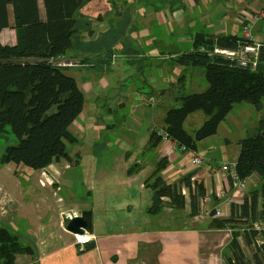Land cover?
<instances>
[{
  "label": "trees",
  "instance_id": "obj_1",
  "mask_svg": "<svg viewBox=\"0 0 264 264\" xmlns=\"http://www.w3.org/2000/svg\"><path fill=\"white\" fill-rule=\"evenodd\" d=\"M87 1L92 0H0V32L13 27L17 35L14 44L0 41V138L6 136L10 127L19 140L17 145L6 147L0 162L41 169L60 158H67L72 164L78 161L80 153L70 156L69 145L78 140L71 126L83 112L85 91L66 72L67 66H57L52 61L59 60L72 46L80 29L78 12ZM241 41V35L197 30L193 33L192 47L170 57L172 64L184 70L179 79L186 76L189 68L202 67L209 83V88L202 92L189 93L184 89L174 97L179 105L166 110L161 128L179 147L185 145L186 151H196L200 140L216 134L236 104L249 103L264 110V71L241 66L237 60L214 52L216 47L232 48ZM260 62L264 63V45ZM197 111H203L207 119L192 135L184 124ZM158 127H152L145 152L161 141ZM239 144L236 173L240 178H256L258 183L244 195L242 202L231 203L227 216L212 218L210 226L232 231L231 241L223 250L225 264H264V113L256 131L240 139ZM132 155L128 151L126 159ZM168 165V157L161 158L145 179L152 192L147 212L160 214L165 206L183 209L186 203L183 186L194 185L197 191L191 196V214H195L198 199L206 194L201 181L192 182L196 170L171 182L162 175ZM143 167L133 160L127 174H138ZM33 251L29 242L0 222V264H15L16 255Z\"/></svg>",
  "mask_w": 264,
  "mask_h": 264
},
{
  "label": "crops",
  "instance_id": "obj_2",
  "mask_svg": "<svg viewBox=\"0 0 264 264\" xmlns=\"http://www.w3.org/2000/svg\"><path fill=\"white\" fill-rule=\"evenodd\" d=\"M262 4L263 0L166 1L165 8L167 6L170 8L169 16H167V20L170 19L169 23L170 21L178 22L179 20L181 23L169 31L170 44L161 41L163 48L153 47V49L144 51L140 57L146 60L149 59L148 62L143 63V67L150 68L154 63L158 67L159 81L156 87L158 101L161 103L165 100V103H162L166 104L168 108L179 105L178 102L174 101V97L184 91L189 70L186 73L184 72L186 74L182 78L184 81L179 79L184 70L181 66L172 64L170 57L192 47V38L195 31L204 30L205 28L207 31H204L207 33H232L242 36L243 22L241 14L254 12ZM41 10L42 16L45 17L42 1ZM211 10L213 11L209 13ZM155 12L158 16L159 12L162 13V7L160 6L159 9L156 7ZM124 14L123 12L121 15ZM113 19V17L110 20L107 19L110 26L108 25V28L104 32L102 31V34L100 32L102 37L103 35L110 37L115 33L114 23L117 20L113 21ZM101 20L102 22L105 21V19ZM122 21L117 22V24L120 26ZM259 22L260 20L254 25L255 34L253 33V35L262 46L264 45V34L262 35L261 32L263 25H258ZM257 25L256 33L255 27ZM234 29H237V32L231 31ZM92 30L93 33L88 37L89 39H93L96 33L95 28H92ZM16 40L17 35L13 27L4 28L0 32L2 43L14 44ZM87 42L99 43V40H89ZM165 48L167 51L163 53ZM75 51L81 53L80 49ZM89 52L93 51L87 50L86 55ZM129 52H133V50L130 49ZM126 53L128 51L124 49L113 51L108 55L110 57L107 58L109 60L107 66L106 63L101 62L95 66L83 62L84 64L80 67L93 70L97 68L109 69L115 54L122 56ZM68 55V52H66L62 57ZM99 55L102 58L105 54L99 52ZM78 58L83 60L82 54ZM192 83H194L193 80ZM167 88L170 89L164 91ZM83 90L85 91L86 88L83 87ZM89 127H91V124L85 126V128ZM82 129L80 122L76 119L71 126L72 132L76 135ZM149 140L150 136L148 142ZM148 142L146 146H148ZM75 144L69 145V154L72 157L76 153H80L77 148L73 149ZM5 149V145L2 144L0 156ZM148 152L152 154L153 169L161 158L168 157L169 165L162 171V175L166 180L173 182L182 175L196 170L192 182L195 179L201 181L206 194L211 190H216L217 186H221L226 190V195L216 197L214 194L210 202H204V197L199 198L197 212L191 214V196L196 193L197 188L194 185L191 187L183 186V192L186 196L183 209H172L165 206L162 213L151 215L147 212V208L151 204V192L146 200L144 214L139 219L130 216L124 222L119 223L118 226L111 227L107 231H97L95 229L96 220H94L93 234H87V236H91V240L80 244L77 240L80 235L74 234L65 228L64 216L80 214L90 208L84 205H75L64 197H62L63 202L54 198V196H60L58 192L62 190L65 181L68 180V170L78 165L80 160L75 161L72 165L69 159L60 158L47 167L35 169L34 173L31 168H28L29 166L25 167L22 163L15 165L0 162V222L29 242L34 250L33 254L16 255L15 264H225L223 250L231 241L232 231L230 228L211 227L210 221L212 218L217 217L211 214L214 209L220 207L225 212L231 209V203L228 200L234 192V187L230 177L214 173L212 171L214 166L203 165L193 168L191 162L172 164L174 162L171 159L177 153V149L167 147L163 140L159 142L156 148L148 150ZM133 156L134 154L131 157ZM129 160L126 159L128 165ZM138 161L141 162L140 159ZM142 165L145 167V164L142 163ZM144 167L140 171L143 173L140 189L146 186L145 179L147 176L144 174ZM22 170L27 172L28 175ZM124 176L126 189L120 193L122 194L121 198L128 194L127 186L133 175H128L124 171ZM123 182L124 180L118 179L113 183L118 186L122 185ZM245 191L234 202H242ZM52 199H55L57 203L52 202ZM167 199L165 197V200ZM214 201L218 203L214 207H210L209 204ZM222 202L226 203L225 206ZM119 206L120 203L113 208L117 209ZM128 209L133 211L135 206L130 203ZM91 210L94 214V210Z\"/></svg>",
  "mask_w": 264,
  "mask_h": 264
},
{
  "label": "rangeland",
  "instance_id": "obj_3",
  "mask_svg": "<svg viewBox=\"0 0 264 264\" xmlns=\"http://www.w3.org/2000/svg\"><path fill=\"white\" fill-rule=\"evenodd\" d=\"M166 1L168 0H98L97 3L94 0L87 1L88 3L83 4L85 7L78 12L80 29L72 46L67 50L70 56L60 58L63 63L74 64L66 65V72L77 79L82 89L86 88L87 97L83 112L77 118L83 129L76 134L78 140L73 146V149L77 148L80 151L78 159L80 162L68 170V180L58 192L61 197L54 196V198L63 202L62 197H64L75 205H84L93 209L97 231H107L111 227H116L130 216L139 219L144 214L146 200L151 194L150 188L146 186L140 189L143 180L141 172L132 176L127 186L128 194L121 198L120 193L126 189L124 171L127 173L126 153L128 151L134 154L129 162L140 159V163L145 164L144 174L149 177L153 169L152 154L144 150L147 149L152 127L164 124V115L168 108L162 103H165V100L161 103L158 101L156 88L159 81L158 67L155 63L150 68L143 67V63L148 62L149 59L140 58L148 49L163 48L161 41L170 44L169 31L181 23L180 20L169 23L170 19L167 20V16H169L170 8L169 6L165 8ZM86 4L89 5L86 6ZM160 6L162 13L159 12L157 16L155 8L159 9ZM123 12L125 14L121 15ZM112 17L113 21L117 20L114 23L116 32L113 36L103 35L102 37L100 32L102 34L108 25L110 26L107 19L110 20ZM11 19L13 21L12 12ZM101 19L105 21L102 22ZM87 20L90 21V25H86ZM121 20L123 21L119 26L117 22ZM261 24L263 35L264 19H261L258 25ZM258 25L255 27L256 33ZM92 28H95L96 33L93 39H89L93 32ZM204 30L207 31L205 28ZM231 31L237 32V29ZM253 33L255 34V30ZM89 40H99V43L87 42ZM79 49L81 53L75 51ZM122 49L128 53L122 56L115 54L109 69L93 70L80 67L84 64L83 62L89 65L94 64V66L101 62L106 63L107 66L109 62L107 58L110 57L108 55ZM130 49L133 52H129ZM87 50L93 52L86 55ZM165 51H167L166 48L163 49V53ZM99 52L105 55L100 58ZM80 54L83 60L78 58ZM188 70L187 84L184 87L187 92H202L209 88L204 68ZM263 113V109L258 110L252 104H236L220 123L217 133L198 142L197 151L183 152L177 147V153L171 159L174 162L172 164H187L191 162L195 154L204 158V165L219 167L222 164L233 163L240 152V139L256 131L259 117ZM206 119L207 115L203 111H197L187 118L184 127L190 134L195 135ZM88 124H91V127L85 128ZM8 129L6 136L0 138V151L2 144L8 147L17 145L19 142L10 127ZM31 169L34 173L35 169ZM24 173L28 175L27 172L24 171ZM118 179L124 182L116 186L113 182ZM257 183L256 178L252 179L245 194ZM55 199H52V202L57 203ZM119 203L120 206L114 209L113 207ZM130 203L135 206L133 211L128 209ZM217 203L214 201L209 206L214 207ZM222 204L225 206L226 203L222 202ZM229 211L230 209L228 212L224 211L221 217L227 216ZM244 248L247 254L251 253L248 247L244 246Z\"/></svg>",
  "mask_w": 264,
  "mask_h": 264
},
{
  "label": "built area",
  "instance_id": "obj_4",
  "mask_svg": "<svg viewBox=\"0 0 264 264\" xmlns=\"http://www.w3.org/2000/svg\"><path fill=\"white\" fill-rule=\"evenodd\" d=\"M242 22H243V33L242 38L243 41L239 42L236 47L232 48H222L216 47L214 52L220 53L223 55L228 56L231 59L237 60L241 66L250 67L253 69H257V65L260 62V51H261V43L257 41L253 35V28L254 25L261 19L264 18V0L262 6L255 10L254 12H245L241 14ZM60 60V59H59ZM56 60V62L52 61L57 66H66V65H74L72 62L63 63V61ZM157 135L163 140L167 147H174L177 149L180 148L181 151L185 152L186 146H178L176 141L171 139L168 133L161 127L157 128ZM205 163L204 158L200 155L195 154L191 160V164L194 166H203ZM212 171L217 174H223V176L231 177L233 179V187L234 192L232 196L229 198V203L236 201L238 196H241L242 193L246 190L247 186L250 184V178H240L236 173V162L229 163V164H222L219 167H213ZM218 187V188H217ZM216 190H211L204 196V202L212 201L213 195L215 194L216 197H224L226 195V190H224L221 186H217ZM214 215L217 217H221L224 214V210L220 207L214 209ZM81 236V235H80ZM88 241L91 240V236ZM78 243H80L78 241ZM81 244V243H80Z\"/></svg>",
  "mask_w": 264,
  "mask_h": 264
},
{
  "label": "water",
  "instance_id": "obj_5",
  "mask_svg": "<svg viewBox=\"0 0 264 264\" xmlns=\"http://www.w3.org/2000/svg\"><path fill=\"white\" fill-rule=\"evenodd\" d=\"M257 69L264 71V63L259 62ZM64 226L68 231L77 235L93 234L94 219L92 210L87 209L80 214L64 216Z\"/></svg>",
  "mask_w": 264,
  "mask_h": 264
},
{
  "label": "clouds",
  "instance_id": "obj_6",
  "mask_svg": "<svg viewBox=\"0 0 264 264\" xmlns=\"http://www.w3.org/2000/svg\"><path fill=\"white\" fill-rule=\"evenodd\" d=\"M89 239H90V237H88L87 235H84V236H78V237H77V240H78L81 244L87 243Z\"/></svg>",
  "mask_w": 264,
  "mask_h": 264
}]
</instances>
